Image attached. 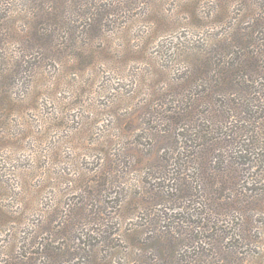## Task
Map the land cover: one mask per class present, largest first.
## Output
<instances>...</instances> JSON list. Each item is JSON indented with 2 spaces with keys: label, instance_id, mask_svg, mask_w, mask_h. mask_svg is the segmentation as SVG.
<instances>
[{
  "label": "trees",
  "instance_id": "16d2710c",
  "mask_svg": "<svg viewBox=\"0 0 264 264\" xmlns=\"http://www.w3.org/2000/svg\"><path fill=\"white\" fill-rule=\"evenodd\" d=\"M168 1L177 17L189 15L190 35L177 42L188 66L174 68L169 89L155 87L139 114L147 136L166 141L163 151L132 185L128 174L140 162L107 150V222L97 203L70 214L59 202L42 210L31 244L44 264H74L57 257L67 249L84 264H105L96 244L75 243L78 224L103 227L107 264H264V0H0V119L24 102L18 81L79 62L106 32L128 34L142 18L156 33L166 29L167 12L155 6ZM79 182L85 192L88 182ZM33 254L10 260L40 264Z\"/></svg>",
  "mask_w": 264,
  "mask_h": 264
},
{
  "label": "rangeland",
  "instance_id": "374dc122",
  "mask_svg": "<svg viewBox=\"0 0 264 264\" xmlns=\"http://www.w3.org/2000/svg\"><path fill=\"white\" fill-rule=\"evenodd\" d=\"M173 3L159 2L155 6L167 12L166 29L156 33L159 26L142 18L126 25L124 29L131 30L128 34L119 30L107 38L106 32L93 49L80 52L79 62L48 67L33 84L18 81L17 91L26 92L22 91L24 102L15 105L18 114L0 119V221H9L0 225V264L29 263L27 259L10 260L28 248L37 257L33 262L38 258L40 264L46 262L40 258L38 246L31 243L42 230L35 226L38 219H43L42 210L53 208L57 202L71 205L64 204L66 209L58 210L68 214L77 212L80 202L87 203L89 210L97 203L105 210L107 222V150L123 148L121 152L127 157L140 162L128 174L132 185L139 184L143 168L163 151L166 141H153L147 136L139 114L153 100L155 87L169 89L174 68L188 66L183 55L186 45L178 47L177 42L179 37L184 40L190 35L189 27L183 28L189 15L179 11L177 17ZM176 22L181 28L172 27ZM167 68L172 70L164 75ZM32 93L38 95L35 100ZM79 179L88 182L85 192ZM102 228L78 224L70 235L79 238L75 243L80 242L84 248L89 242L96 244L99 259L107 264V243L99 235ZM24 241L29 246L19 250ZM60 255L74 264H84L77 249H67L57 257Z\"/></svg>",
  "mask_w": 264,
  "mask_h": 264
}]
</instances>
